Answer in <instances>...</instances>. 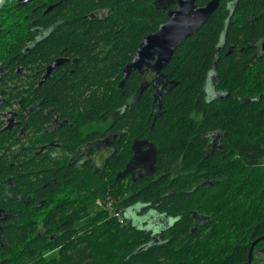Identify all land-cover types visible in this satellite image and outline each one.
Here are the masks:
<instances>
[{
	"label": "trees",
	"instance_id": "16d2710c",
	"mask_svg": "<svg viewBox=\"0 0 264 264\" xmlns=\"http://www.w3.org/2000/svg\"><path fill=\"white\" fill-rule=\"evenodd\" d=\"M155 2L34 0L23 6L0 0L1 94L16 102L25 126L10 132L2 131L0 123L5 157L0 205L14 218L0 244V264H249L253 242L264 236V58L250 62L239 49L264 39V0H239L237 11L245 14L246 23L227 34L229 17L233 22L236 13L221 0L208 22L180 44L156 75L160 91L163 76L174 83L156 105V87L148 88L144 72H132L119 86L143 37L168 21V11ZM100 11L107 16L91 17ZM250 15L255 19L251 27ZM52 25L57 27L50 38L27 53L24 37L30 28ZM230 46L234 52L227 55ZM57 58L69 62L40 84L45 67ZM212 86L222 96H209ZM41 103L71 126L51 139L59 147L48 146L46 154L34 157L50 143L43 134L46 111L36 107L26 115ZM123 105L126 144L124 153L118 147L109 161L111 175L61 161L74 141H84L80 130L101 120L99 110L112 113ZM121 125L122 119L115 126ZM211 130L224 133L222 153L205 151L203 137ZM134 136L157 146V176H124L123 181L119 173L130 164ZM15 154L30 158H18L10 168ZM4 176H13L14 188ZM171 190L176 194L166 196ZM97 200L113 209L94 211ZM141 200H153L173 215L186 213L163 242L149 241L126 223L124 209ZM26 201L43 206L28 215ZM192 211L209 220L195 226ZM262 251L264 241L255 247L252 264H264Z\"/></svg>",
	"mask_w": 264,
	"mask_h": 264
},
{
	"label": "flooded vegetation",
	"instance_id": "af4514ba",
	"mask_svg": "<svg viewBox=\"0 0 264 264\" xmlns=\"http://www.w3.org/2000/svg\"><path fill=\"white\" fill-rule=\"evenodd\" d=\"M198 1H196L197 7H203L198 4ZM239 0H227V8L229 11L234 8V13H236L235 20L232 22L231 19L233 18L231 15L229 17V22L227 23L225 27V34L229 32V29H235L239 28L242 29L246 23V17L245 14L242 13V11L238 10ZM221 3V2H220ZM27 5V4H26ZM156 8H162L164 10H167L168 13L170 10L178 8V3L176 0H156L155 2ZM174 7H171V6ZM25 6V5H23ZM205 6V5H204ZM171 7V8H170ZM237 11V12H236ZM242 13V14H241ZM232 14V13H231ZM106 17L107 11H100L97 14H92L91 17ZM169 21V17H168ZM167 21V22H168ZM254 16L250 15L249 20V26H253L254 24ZM33 24H36V21L33 22ZM57 25L52 26H34L30 28L31 31L28 32V34L24 37L26 40V45L24 46L27 53H30L31 50L36 47L38 44H41L42 42L48 40L51 36V34L56 30ZM0 45V52H1ZM225 50V45L220 46V51ZM239 51H244L245 53H248L250 56V62H261V59L264 58V39H260L257 42L253 43L251 46L247 48H241ZM234 52V46H230L227 49V55ZM28 62H32V59H27ZM64 62V63H61ZM66 62H69L66 58H57L53 61L52 64L45 67L43 73L41 74V82L40 84L44 83L46 80H48L54 71L58 69L60 66H63ZM77 62V61H73ZM53 66V67H52ZM51 68V69H50ZM145 73V76L149 78L148 80L150 83L147 85L148 88L154 89L156 87V90L154 91V99L162 96V93L164 91H160L159 83L156 82V75L157 74L153 69L151 68H143L141 73ZM1 75V73H0ZM123 79H124V70H123ZM155 79V80H154ZM168 81L166 77L164 76L162 78V87L164 90V86L168 84ZM156 83V84H155ZM2 82L0 77V119H4L5 122L2 124V131L9 130L10 132L14 130H21L23 131L25 126L23 125V120L20 115V108L16 105L15 101H8L6 97L2 96ZM119 86H124V83H120ZM215 88L212 86L210 91L211 94L209 96H216L221 95L216 93ZM160 91V92H159ZM215 94V95H214ZM43 103L38 104L37 106H33L30 108L29 112H26V115H31L33 110L36 107H39L40 109H44L46 111L47 119L49 120L48 123L45 125L44 129V135L46 136V141L50 142L51 139L56 138V134H58L62 129L65 128L66 125H69V119L64 118L62 115L56 113L54 109L49 108L45 109L43 108ZM101 120H94L93 122L87 124L84 128L80 130V133H82V138L84 141H74V143L71 145L74 149L72 151H69L68 154L63 155L61 161L68 162V166H77V167H91L94 169V172H102L106 175H111V172L108 170V164L109 161L112 159V157L117 153L118 147L122 149V153H124V136L127 133V131H124V105L116 109L114 112H110L108 110H99ZM122 119V125L121 129L116 128V124ZM11 126L12 129H9ZM71 126V125H69ZM1 131V130H0ZM22 134V132H21ZM32 134V130H30L26 135L29 136ZM54 135V137H52ZM128 138V136H126ZM204 144H205V151L207 153H222L224 151V133L220 130H211L209 132H206L204 134ZM80 138H78L79 140ZM25 143V147L29 144L28 139L25 138L23 141ZM61 143H59L57 140L52 141L50 143H44L40 149L37 150L35 154L32 156H43L41 154H44L47 151L48 146L54 148L59 147ZM17 147H14L13 149H16ZM132 158L130 159V164L127 165L126 169H122L119 173L120 178L124 181V176L126 178L136 179V178H142L144 176H157V169L155 166V162L158 155L157 146L155 143L147 138H141V137H135L132 138ZM46 154V153H45ZM13 159L9 161L8 165L10 168H13V165L15 164L16 160L20 158V160L29 159L30 156H24V155H12ZM4 155L0 153V183H1V176L3 175V171L1 170L3 165L1 164L2 160L4 159ZM21 161V162H22ZM108 167V168H107ZM6 168V167H5ZM5 168L3 170H5ZM4 182L8 185H10L12 188H14L13 184V176H4L3 177ZM176 194L175 190L169 191L166 196H174ZM27 206V214L30 215L32 213V209L36 207L43 206V203H37V204H29L28 201L24 204ZM61 210H64L62 207ZM172 210V209H171ZM197 211H192V218L194 219V225L198 226L201 224H204L206 221L209 220L208 215L205 213L198 215ZM186 213L184 211L178 213L177 215H173L170 213V210H164L160 209V206L158 203H154L153 200L150 201H139L135 203V205L125 208L123 211L124 218L126 220V223H131L132 226L137 227L139 230L143 231L148 237L149 241L151 242H163L164 237L167 233V231L170 230L173 226H175L180 218H183V216ZM181 216V217H180ZM13 216L11 214V210L6 209L0 205V244H4L6 241L5 235L6 232L10 231L12 225ZM39 234H42V232H39ZM51 239L54 238V236L50 237Z\"/></svg>",
	"mask_w": 264,
	"mask_h": 264
},
{
	"label": "water",
	"instance_id": "95a60500",
	"mask_svg": "<svg viewBox=\"0 0 264 264\" xmlns=\"http://www.w3.org/2000/svg\"><path fill=\"white\" fill-rule=\"evenodd\" d=\"M33 1L18 0V4L26 5ZM196 1L176 0L178 8L169 11V21L161 24L155 32L147 33L143 37L132 62L124 69L122 83H125L132 72H141L145 67L153 69L157 74H161L172 60L180 44L197 33L208 22L219 8L221 2V0H210L205 6L197 7ZM173 84V81H168L163 91ZM154 100L156 105L159 97ZM12 127L9 129H12ZM262 241H264V236L253 242L249 252V264H252L255 247Z\"/></svg>",
	"mask_w": 264,
	"mask_h": 264
},
{
	"label": "rangeland",
	"instance_id": "374dc122",
	"mask_svg": "<svg viewBox=\"0 0 264 264\" xmlns=\"http://www.w3.org/2000/svg\"><path fill=\"white\" fill-rule=\"evenodd\" d=\"M0 121L3 123V121L5 122V120L3 119H0ZM113 206H110V204L108 205L107 203L106 204H104V203H102L101 202V200H97V202H96V206L94 207V211L96 210V211H99L101 208H103V209H107V210H110L111 211V209H113L112 208ZM207 212H210V210H207ZM212 216L214 217V215L212 214ZM206 230H208V229H206ZM54 254V252H51V253H48V256H51V255H53ZM259 258H260V260H261V262L262 263H264V252L262 251L261 252V254L259 255Z\"/></svg>",
	"mask_w": 264,
	"mask_h": 264
}]
</instances>
